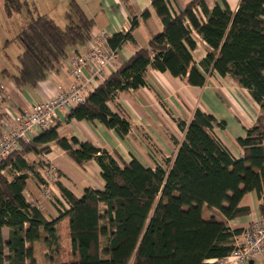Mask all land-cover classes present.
Masks as SVG:
<instances>
[{"label": "trees", "instance_id": "16d2710c", "mask_svg": "<svg viewBox=\"0 0 264 264\" xmlns=\"http://www.w3.org/2000/svg\"><path fill=\"white\" fill-rule=\"evenodd\" d=\"M150 2L162 29L100 81L82 103L71 107L66 120L98 121L123 138L130 124L108 102L119 92L150 88L146 79L150 68L185 79L190 86L204 85L212 73L230 75L260 108L255 123L236 139L242 156L234 157L213 132L214 126L224 128L225 123L200 109L187 123L177 120L183 139L174 141L173 157L154 168L135 157L120 163L89 141L60 137L54 124L29 143L22 142L0 163V264H35V241L41 242L44 259L51 264H219L209 261L228 256L234 237L243 231L230 229L226 220L250 213L241 204L245 194H256L263 214L264 0H239L235 11L225 0L216 1L212 8L207 0H190L177 13H172L168 0ZM28 7L25 0H3L7 17L23 9L30 13ZM67 15L69 22L63 29L44 15H30L16 36L23 48L17 58L18 72L11 76L16 86H35L60 68L68 47L89 41L94 20L75 1L70 2ZM149 16L150 10L145 9L139 18L132 17L128 30L107 38L108 47L119 50L126 42L135 43L132 33L138 20ZM194 34L209 48L198 65L192 57L197 44ZM51 143L77 164L94 159L103 188L89 186L76 196L55 182L62 199L54 202L57 217L48 219L25 198L27 171L36 174L25 154L46 153ZM204 206L218 210L224 220L203 218ZM64 219L66 260L61 256Z\"/></svg>", "mask_w": 264, "mask_h": 264}, {"label": "crops", "instance_id": "0c3cea01", "mask_svg": "<svg viewBox=\"0 0 264 264\" xmlns=\"http://www.w3.org/2000/svg\"><path fill=\"white\" fill-rule=\"evenodd\" d=\"M28 3L30 13L23 9L11 17L5 15L3 1L1 3L2 16L12 22V19L21 20L24 25L30 20L33 10L37 15L50 18L60 27L66 21V9L70 0H25ZM77 2L86 14L94 20L93 30H103L109 36L120 31L128 30L130 19L139 18L145 9L150 10V16L139 19L138 25L133 31L135 43L126 42L119 50L117 63L114 68L107 71L111 74L121 63L126 61L131 54L141 47H145L150 36L162 29V23L151 8L150 0H71ZM172 13H177L190 0H168ZM218 0H207L209 8H212ZM232 11H235L239 0H225ZM53 8H55L53 10ZM24 12V13H23ZM20 14H24L20 16ZM59 18L60 20H57ZM56 19V20H55ZM19 23V24H20ZM13 33L15 28H12ZM10 34H13L9 31ZM17 36V35H16ZM196 48L192 52L193 61L198 65L206 55L208 45L198 34ZM5 37V35H4ZM8 41L3 43L6 48ZM0 48L2 49L1 42ZM88 44H81L67 48V57L57 71L51 72L46 79L35 86H16L11 76L16 75L18 66L12 61L13 69L9 71L11 62L3 52H0V93L4 92V98L0 100V134L7 126L12 125L18 112L27 111L39 102L51 99L58 87L66 88L72 84L73 78L69 73V57L73 54L84 53ZM4 51V50H3ZM20 54L17 55V58ZM18 62V60H16ZM84 78H88L89 68L83 71ZM149 87H140L136 90L119 92L116 97L108 102L112 111L123 115L130 124L128 134L121 138L113 130L108 129L98 121L66 120L69 109H60L56 112L54 124H57V133L60 137H76L79 141H89L95 147L107 151L120 163L129 162L133 157L145 165L154 168L165 159L173 157L177 150V144L183 139V133L177 127V120L186 123L191 120L196 109L213 115L217 121H223L224 128L214 126L213 132L221 143L239 158L243 151L236 139L245 135L260 114L259 105L252 99L249 91L241 87L230 75L219 76L212 73L206 77L202 86H190L185 79L172 77L167 72H160L150 68L146 73ZM100 81L92 84L96 88ZM53 124V125H54ZM41 131L36 130L27 136L28 143ZM25 160L32 167L27 171L26 188L24 195L27 201L38 206L48 219L56 218L58 212L54 202L62 199L60 191L55 183L50 197L43 193L42 176L45 162L54 165L58 177L56 182L80 196L86 187L103 188L100 177V168L94 159L77 164L64 150L57 145L49 144V151L44 153L29 152L25 154ZM2 174L8 175L4 170ZM241 204L250 208L247 216L226 220L230 229H244L250 222L260 217V200L254 192L244 195ZM220 220V219H218ZM221 220H224L222 217ZM65 230L67 235L66 219L61 221V237ZM8 230L2 228V237L6 240ZM67 237V236H66ZM252 264H264V254L251 260ZM246 264H249L246 263Z\"/></svg>", "mask_w": 264, "mask_h": 264}, {"label": "built area", "instance_id": "2783aa9c", "mask_svg": "<svg viewBox=\"0 0 264 264\" xmlns=\"http://www.w3.org/2000/svg\"><path fill=\"white\" fill-rule=\"evenodd\" d=\"M108 37L109 35L103 30H92L85 52L69 57L72 84L66 88L58 87L51 99L35 103L29 110L17 113L12 125L7 126L0 134V163L12 152L19 150L22 142H27L28 134L52 126L57 110L70 109L82 103L85 96L93 91L92 84L106 78L107 71L116 66L118 57V50L108 47ZM88 68L90 76L84 78L83 71ZM4 96V92H1L0 100ZM56 177L54 165L45 162L42 178L44 180L43 193L46 197H50L52 187L57 180ZM262 254H264V212L259 218L250 222L240 235L234 237V248L228 256L209 262L246 264Z\"/></svg>", "mask_w": 264, "mask_h": 264}, {"label": "rangeland", "instance_id": "374dc122", "mask_svg": "<svg viewBox=\"0 0 264 264\" xmlns=\"http://www.w3.org/2000/svg\"><path fill=\"white\" fill-rule=\"evenodd\" d=\"M2 1L3 0H0V42H1V46H2V49L0 48V52L2 51L3 52L2 54H5L7 59L9 60V62H11V66H10L11 69H9V71L13 74L16 72L14 70L16 68L13 69L12 61L15 63V65H16L15 67H17L18 66V62L16 61L17 55L21 54V52L23 51V48H22L20 42L18 41V39H16V35H18V33L24 28L25 25H24V22L20 23L21 20L12 19V22H10V20L6 19L5 17L3 18L2 9H1ZM35 1H37V0H35ZM70 2H71V0L69 1V4H68L67 9H66L67 10L66 15H65L66 21L60 25V28H62V29L69 22L67 13L70 12ZM52 3L54 5L55 0H53ZM54 9L55 8H53V10ZM32 13H33L34 17L38 16L34 10ZM20 16L24 17V14H22V15L20 14ZM57 20H60V19L57 18ZM29 21L30 20H28V22ZM28 22L26 24H28ZM12 28H15L14 33H13ZM9 31H11L13 34H10ZM4 35H5V37H4ZM6 40L8 41V44H7L6 48H4L3 43ZM57 177H56V179H57ZM202 216L205 219H209L210 216H214L215 219H220V220L222 219V215L220 214V212L218 210L209 209L206 206H204L202 208ZM64 233H65V230H63V235H62L63 252H62L61 256L63 257L64 260H66V259H69V254L67 252V250H69V245H68V238L66 237V235ZM40 246H41V242H39V241L34 242V248H35L34 252H35V257H36L35 264H51L44 259L43 249L41 250Z\"/></svg>", "mask_w": 264, "mask_h": 264}, {"label": "water", "instance_id": "95a60500", "mask_svg": "<svg viewBox=\"0 0 264 264\" xmlns=\"http://www.w3.org/2000/svg\"><path fill=\"white\" fill-rule=\"evenodd\" d=\"M249 264H252V261H249Z\"/></svg>", "mask_w": 264, "mask_h": 264}]
</instances>
